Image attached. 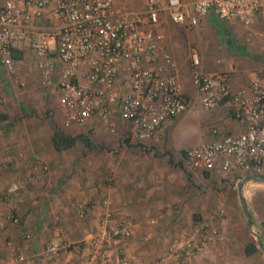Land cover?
<instances>
[{
	"label": "crops",
	"instance_id": "0c3cea01",
	"mask_svg": "<svg viewBox=\"0 0 264 264\" xmlns=\"http://www.w3.org/2000/svg\"><path fill=\"white\" fill-rule=\"evenodd\" d=\"M134 2L114 0V5L119 10L143 13L145 9L137 8ZM163 2L159 0L161 6ZM56 5L57 0H49L43 16L26 30L46 45L50 57L56 56L55 38L61 23ZM161 19L164 15L160 13V23ZM184 29V36L172 35L164 40V46L177 63L189 107L160 128L157 144L153 142L156 152L124 145L123 128L110 132L97 118L81 126L64 127L57 89L54 84L42 83L36 67L38 55L31 46L12 50V71L0 60V96L4 99L0 104V164L4 165L0 177V264H83V254L74 250L49 257L40 254L52 239L87 242L102 223L105 199L110 201L113 220L130 221L131 235L122 242L129 264H174L167 252L172 238L193 220L210 216L217 207L225 215L219 240L203 245L189 264L262 263L260 253H245V244L251 239L232 190L251 172L225 169L220 159L211 169L193 170L184 158L185 148L212 139V128L238 133L244 127L227 103L208 109L201 105L191 71L182 63L189 58L190 47L198 54L207 47L213 57L208 63L200 60L201 69L225 73L232 90L248 88L254 70L264 61L262 22L257 17L244 26L209 13L199 26ZM174 30L180 29L168 28ZM55 130L88 137L81 142L80 136L72 147L56 150L52 143ZM37 159L47 165V171L35 165ZM12 183L18 189L6 195ZM243 190L246 199L250 196L247 203L253 225H261L264 243V180H250ZM80 202L87 204L82 218L76 213ZM10 209L17 222L7 217ZM117 243L113 241L114 246ZM20 254L22 261L18 260Z\"/></svg>",
	"mask_w": 264,
	"mask_h": 264
},
{
	"label": "built area",
	"instance_id": "2783aa9c",
	"mask_svg": "<svg viewBox=\"0 0 264 264\" xmlns=\"http://www.w3.org/2000/svg\"><path fill=\"white\" fill-rule=\"evenodd\" d=\"M49 0H4L0 4V60L12 71V50L31 46L38 60L36 67L44 85L54 84L59 94L64 127L81 126L92 118L106 125L110 132L122 127L132 142L156 139L163 124L183 114L189 99L179 82L178 66L165 48V34L160 28V11L166 9L171 21L192 29L212 12L219 20L249 26L255 18L262 22L264 47V0H145L143 13L116 9L114 0H57L56 14L61 23L56 32L55 57L37 36L28 35L33 20L40 19ZM251 42L250 38L246 39ZM191 83L199 93L201 105L212 108L227 103L242 132L222 133L212 128V139L184 150L186 163L193 170L211 169L218 159L225 169L236 167L264 174V61L253 72L248 88L232 90L223 72H205L200 67L197 50L190 48ZM59 63L62 67L59 66ZM4 99L0 96V104ZM36 166L44 171L40 159ZM4 165L0 164V177ZM18 189L12 183L10 195ZM102 223L88 241L70 242L52 239L41 251L42 257L76 251L83 254V264H129L122 242L131 235L127 218H111L110 201ZM87 204L76 206L82 218ZM7 217L18 218L10 209ZM221 207L210 216L192 221L170 241L167 252L174 264H189L205 244L216 241L224 220ZM113 241H118L113 245ZM18 260H24L23 255ZM173 264V263H165Z\"/></svg>",
	"mask_w": 264,
	"mask_h": 264
},
{
	"label": "rangeland",
	"instance_id": "374dc122",
	"mask_svg": "<svg viewBox=\"0 0 264 264\" xmlns=\"http://www.w3.org/2000/svg\"><path fill=\"white\" fill-rule=\"evenodd\" d=\"M163 1H164L163 2V7H165L166 6V0H163ZM158 2H159V0H158ZM134 4L139 9H145L146 8V6H145V0H135ZM160 13H161V15L162 14L164 15V19H161L160 28L163 30V32L165 34V40L168 39V37L170 39V36L172 37V35H174L173 37H175V35L176 36H179V37L184 36V32H185L184 27H182V25H178V24L173 23L171 21V19L169 18L168 12H167L166 9L161 10ZM210 13H212V12H210ZM173 27H175V28L178 27L180 30H174L173 32L168 31V28H173ZM176 45H178V44H176ZM179 46H180L179 50L182 49L181 48V45H179ZM190 46H192V45H186V48H189ZM205 50L206 51L204 53L199 52L201 63H203V61L206 62V63H208L209 60L212 59V57H213L211 51L208 50L207 47H206ZM182 63H183L184 66L187 65L189 67L188 68L189 72L192 71V67L190 66V60H189V58L183 60ZM77 136H78V138L81 136V138H80L81 142H84L85 141V138L88 137L87 134H79ZM121 139H122V141H124L123 142L124 145L132 147L133 150H140V151H144V152H156L157 151V147L153 143L155 141L156 142L155 144H157V138L156 139H150V140L145 141L143 143H141V142H132L128 137L125 136L124 131H122V133H121ZM80 144H83V143H80ZM238 184L239 183L235 184L234 188L232 189L233 192H234L235 197L237 198V202H238V205L236 206V208L240 212L241 217L243 219V222H245L244 228H245L246 233L249 236V239L254 240L258 244V242H257V236L253 235L250 232L251 230L247 226V220H246V217H245V214L243 212V209H242V206H241V203H240V200H239V196H238ZM244 193H246V191H244ZM247 199L250 200V196H248ZM249 203H250V201H249ZM252 229H254L255 232L257 233V235L261 238V236H260V233H261V225L254 224L252 226ZM217 240H219V238ZM258 248L259 249L256 252L257 253H260V255L262 256L261 257L262 258V263L261 264H264V253L262 252V250L259 247V245H258ZM256 252H254V253H256ZM259 262L256 261V264L259 263Z\"/></svg>",
	"mask_w": 264,
	"mask_h": 264
},
{
	"label": "trees",
	"instance_id": "16d2710c",
	"mask_svg": "<svg viewBox=\"0 0 264 264\" xmlns=\"http://www.w3.org/2000/svg\"><path fill=\"white\" fill-rule=\"evenodd\" d=\"M77 139L78 136L68 135L63 131L55 130L52 136V143L56 150H62L72 147ZM258 249V244L254 240L247 242L244 247L246 255H251L258 251Z\"/></svg>",
	"mask_w": 264,
	"mask_h": 264
},
{
	"label": "water",
	"instance_id": "95a60500",
	"mask_svg": "<svg viewBox=\"0 0 264 264\" xmlns=\"http://www.w3.org/2000/svg\"><path fill=\"white\" fill-rule=\"evenodd\" d=\"M253 179H262V180H264V174H250V175L244 176L242 178V180L240 181L239 185H238V196H239V200H240L243 212H244L245 217L247 219V224H248V226H249V228L251 230V233L253 235L257 236L258 245H259V247L261 248V250L264 253V243H263L262 239L257 235L256 232H254L252 230L253 219H252V215H251V212L249 210L247 199H246V197L244 195V190H243L245 183L250 181V180H253Z\"/></svg>",
	"mask_w": 264,
	"mask_h": 264
}]
</instances>
